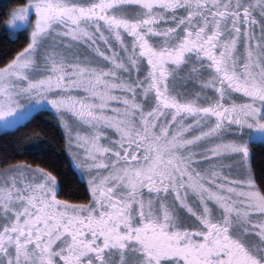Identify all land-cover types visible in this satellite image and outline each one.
I'll use <instances>...</instances> for the list:
<instances>
[{"label": "snow or ice", "instance_id": "1", "mask_svg": "<svg viewBox=\"0 0 264 264\" xmlns=\"http://www.w3.org/2000/svg\"><path fill=\"white\" fill-rule=\"evenodd\" d=\"M9 15L23 30L0 50V264H264V0ZM44 112L67 170L28 127Z\"/></svg>", "mask_w": 264, "mask_h": 264}, {"label": "trees", "instance_id": "2", "mask_svg": "<svg viewBox=\"0 0 264 264\" xmlns=\"http://www.w3.org/2000/svg\"><path fill=\"white\" fill-rule=\"evenodd\" d=\"M25 0H0V50L3 51H8L10 48L18 47L19 44L22 42V37L21 41H17L16 44H12L11 41L9 40V34L10 31L7 28L6 21L9 17V13L11 10L18 5L24 3ZM22 30H19L18 32H21ZM50 121V123H46ZM36 125H41L44 127L49 135L47 139L49 140L48 147H52L53 145L55 146V152L53 153V158L56 160L58 165H61L64 169H68V163L67 160L64 159L63 156H56V153L60 152L61 150V145L59 143V135H58V130L55 127V120L50 112H44L36 115V119L28 126L29 129L32 127H35ZM26 131V129H21L20 133H17L16 135L19 136L23 134ZM257 164L259 165L261 163V155L264 154V149H261L257 147ZM17 158L20 159H31V157L27 156H19ZM68 178H69V190L75 192L78 188V185L75 183L74 178L72 176L71 171H68Z\"/></svg>", "mask_w": 264, "mask_h": 264}, {"label": "rangeland", "instance_id": "3", "mask_svg": "<svg viewBox=\"0 0 264 264\" xmlns=\"http://www.w3.org/2000/svg\"><path fill=\"white\" fill-rule=\"evenodd\" d=\"M19 6V5H18ZM16 8V7H15ZM10 14V13H9ZM8 19H10V15H9V17H8ZM7 19V20H8ZM7 25V24H6ZM7 28L9 29V31L10 32H18L19 30H23V26L21 25V26H19V27H17L16 29H12V27L10 26V25H7Z\"/></svg>", "mask_w": 264, "mask_h": 264}, {"label": "flooded vegetation", "instance_id": "4", "mask_svg": "<svg viewBox=\"0 0 264 264\" xmlns=\"http://www.w3.org/2000/svg\"><path fill=\"white\" fill-rule=\"evenodd\" d=\"M64 198H69V199H72L74 202H77L81 200L83 197L81 195H72L70 197H64Z\"/></svg>", "mask_w": 264, "mask_h": 264}]
</instances>
